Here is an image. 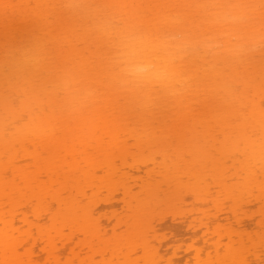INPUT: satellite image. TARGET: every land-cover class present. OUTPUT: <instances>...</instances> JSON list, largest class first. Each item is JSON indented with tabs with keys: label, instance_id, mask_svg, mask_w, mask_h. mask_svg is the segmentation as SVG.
<instances>
[{
	"label": "bare ground",
	"instance_id": "6f19581e",
	"mask_svg": "<svg viewBox=\"0 0 264 264\" xmlns=\"http://www.w3.org/2000/svg\"><path fill=\"white\" fill-rule=\"evenodd\" d=\"M175 141L185 153L162 158ZM211 148L264 194V0H0V264H173L148 216L159 226L161 203L210 171L231 188ZM213 176L190 189L203 204ZM259 203L260 249L245 248L240 208L196 264H264Z\"/></svg>",
	"mask_w": 264,
	"mask_h": 264
},
{
	"label": "rangeland",
	"instance_id": "374dc122",
	"mask_svg": "<svg viewBox=\"0 0 264 264\" xmlns=\"http://www.w3.org/2000/svg\"><path fill=\"white\" fill-rule=\"evenodd\" d=\"M57 33V32H56ZM59 33V32H58ZM57 33V34H58ZM49 40H51V37H49ZM56 60H58V58L56 59ZM56 62V61H55ZM60 62V61H59ZM58 62V63H59ZM57 64V63H56ZM57 66H58V64H57ZM59 67V66H58ZM95 89V88H94ZM96 90V89H95ZM9 93H10V91H8ZM97 92V91H96ZM95 92V93H96ZM94 93V92H93ZM95 93H94V95H95ZM98 94V93H97ZM7 95H9V94H7ZM14 95V94H13ZM93 95V96H94ZM11 96V95H10ZM15 96V95H14ZM100 96V94H98L97 95V97H99ZM95 98H96V95H95ZM53 110H56V109H53ZM15 126H16V124H15ZM17 127V126H16ZM176 142V141H175ZM175 142H174V144L172 145L171 144V147H169V149L166 151V149H165V151H164V149H163V151H162V154L164 155L162 158H164L165 157V155H166V158L165 159H167V156H169L170 157V159H172L173 158V160L175 159V160H177L178 159V156H180L181 155V152L183 153L185 150L183 149L184 147L187 149V147L186 146H183V147H180V146H178V145H180V144H178L177 142V144H175ZM181 142V141H180ZM170 146V145H169ZM182 146V145H181ZM178 147H180V148H178ZM207 149V148H206ZM111 151V150H110ZM123 151V150H122ZM161 151V150H160ZM207 151H208V149H207ZM209 151H210V148H209ZM208 151V152H209ZM115 152H117L118 153V150L117 151H115ZM114 152V153H115ZM211 152L213 153L212 155H214V158H216V161H217V163L220 165H217L216 163V167H217V169H215V170H219L218 169V166H219V168L221 169V170H223L224 172V177L227 175L228 176V178H227V176H226V178H224V179H227L228 181H229V179L231 180L229 183H228V181H226V180H223V181H225V183H228V184H232L231 185V188H227L226 186H224V185H222L221 183H217L216 181H218V176L217 175H220V173L222 172L221 170H219V171H221V172H218L217 173V175H216V171L214 172V171H210V172H208V174H207V176L205 175V176H199V179H198V181L199 180H201L202 181V184L203 185H201L202 186V188L201 189H199L198 187H193V184H191L190 186H188L189 188L188 189H186V187L187 186H185L184 188H185V192H184V190L182 191V190H180V186L179 187H177L179 190H180V192H179V195H181L182 194V196L179 198V200H178V198H175V199H177V200H172V202L170 201H168L166 204H164L163 202V204L164 205H162V203H161V205L163 206V207H161V205L159 206L160 208H161V210H162V212L160 213V218H161V215H162V221H161V219L159 220V221H161V223H162V225L163 226H161L162 227V229L161 230H158L159 228H160V225H161V223H160V225L158 226V223H155L154 221H155V219H157V217L159 216V214H158V216L156 217V218H154L155 217V215H154V217L151 219V222H152V220L154 219V221H153V223H151L150 222V217L148 216V221H149V223H150V225H156L157 227H158V229L156 230V232H157V237H156V239L154 238V236L156 235V234H151V236L155 239V240H151V242L154 244H156L157 246L161 243V241H162V243H161V248H162V250H161V253H162V255H164L163 256V259L164 260H171V262L173 263V264H196L197 263V259H195V254L197 253V251L199 250V249H201V248H203L204 247V249H208V246H207V244H206V241H205V239H206V237H205V235H207V236H212V237H214V243H219V241H218V238H219V236H218V234L219 233H221L222 231H224L226 228H228V227H231V228H233V229H237V228H239V221L240 220H238V222H237V220L235 221L234 219L233 220H231V214H232V212L234 211V210H236L237 209V211L240 209V208H242V209H244V211L246 212V215H245V212H243L244 213V217H241L240 219L242 220L241 221V223H243L242 225L244 226H246L245 228H246V230L248 231V236L250 237L249 239L247 238V240L245 241V248H249V250H254V251H256L259 247H260V244H259V246H258V243L260 242V235H259V237H258V234H259V228L257 227V220L259 219V217L258 216H260V215H258V213H256V209L259 207V205H257L259 202L261 203V201L262 200H264V199H261L260 200V197L261 196H264V191H263V195H261L260 193H261V191H262V189L263 188H259V187H256V186H259V185H256V186H254V184H258V183H252V182H250V180L252 179V180H254V178L256 177V179L254 180V181H257L258 182V180H259V178H260V181H261V176H260V174L258 173V171H257V173H256V171H255V177H254V174H253V177L251 178H248V179H250L249 180V182L250 183H252L253 185H252V189H255V188H253V187H256V188H259L260 190H256L260 195L259 196H256L257 197V201H259L258 203H257V201H253L254 199H253V197L254 198H256L254 195H253V193H252V195L253 196H251V192H253L252 190L251 191H249V189L251 188L250 187V185H247V179H244V178H246V177H244L243 178V176H245L244 174H243V172H241L240 170V168L238 169L237 167H239V162L237 163V167H236V165H235V162H233L234 160H232V155L229 157V155L227 154L228 152H226V151H223V154H221L220 152H218L217 150H215L214 148H211ZM113 153V152H112ZM112 153H110V155H115V154H112ZM161 153V152H160ZM159 153V154H160ZM185 153V152H184ZM203 153H204V151H203ZM118 154H120V153H118ZM198 154V153H197ZM202 154V153H201ZM207 154H209V156H211V154H210V152L209 153H207ZM117 155V154H116ZM161 155V154H160ZM200 155V154H199ZM228 155V156H227ZM162 156V155H161ZM201 156H204V154L203 155H201ZM201 156H199V159L201 158ZM156 157H158V158H155V159H157L158 161V163H159V158H160V156H157V154H156ZM198 157V156H197ZM196 156H195V158L196 159H198ZM206 157V156H205ZM207 157H208V155H207ZM212 157V156H211ZM118 158H120V157H118ZM213 158V157H212ZM161 159V158H160ZM202 159V158H201ZM201 159L198 161V162H200L201 161ZM204 159V158H203ZM209 159V158H208ZM215 160V159H214ZM161 161H164V159L163 160H161ZM208 161V160H207ZM209 161H210V159H209ZM179 162L180 163H182L180 160H179ZM178 162V165L180 164ZM213 162V161H212ZM175 163V162H174ZM199 165L201 164V163H198ZM234 164V165H233ZM239 164V165H238ZM197 165V164H196ZM195 165V166H196ZM213 164H211V166H212ZM181 166H184V164L182 165L181 164ZM185 166H187V165H185ZM184 166V167H185ZM190 166V165H189ZM194 166V167H195ZM198 166V165H197ZM214 166V165H213ZM183 167V168H184ZM237 168V170L239 171H236L235 169ZM182 167H181V169H183ZM186 168V167H185ZM189 168H191V170H195V169H193L192 167H188V170H187V175L189 174L188 172H189ZM199 168H200V166H199ZM199 168H196L197 170H199ZM211 168V167H210ZM215 168V167H214ZM213 168V169H214ZM185 170V169H184ZM191 170H190V173H191ZM197 170H196V172H197ZM212 170V169H211ZM123 171V170H122ZM125 171H128V170H126L125 169ZM235 171L236 172H238V175L236 176V174H235ZM143 172V171H142ZM185 172V173H184ZM181 171V173H182V175H183V177H182V175H181V177L182 178H184V176L186 175V171ZM195 172V171H194ZM193 172V173H194ZM240 172H241V174H240ZM184 173V174H183ZM193 173H191L192 175H194ZM199 173V172H198ZM197 173V174H198ZM197 174H195V175H197ZM199 174H202V173H199ZM205 174H206V171H205ZM213 174H215L214 176H213ZM222 174V173H221ZM226 174V175H225ZM242 174H243V176H242ZM259 174V175H258ZM143 175H145V174H143ZM191 175V177H190V175H188L189 176V178H188V176L187 177H185V179H186V181H187V185L190 183V181H191V183H192V181L194 182V179H196V178H194L193 176ZM222 175V176H223ZM146 176V175H145ZM197 176V177H198ZM211 176H213L214 177V179H215V187H212L213 186V183H212V186L210 187V186H208V189L210 190V193H209V196L207 197V196H205L206 198L204 199V201H207V203L206 204H203V203H205V202H201L200 200H197L195 197H193L194 195L190 192V189H193V188H198L199 190H202L203 189V186H205V185H207V183H208V185H209V182H210V185H211V180H210V178H211ZM215 176H217L216 178H215ZM259 178H258V177ZM158 177V176H157ZM181 177H180V179H181ZM192 177H193V180H192ZM196 177V176H195ZM208 177V179L207 180H205L204 178H207ZM220 177V176H219ZM239 177V179H240V181L239 180H237V178ZM203 178V179H202ZM257 178H258V180H257ZM262 178H263V176H262ZM153 180V178H150V180ZM158 180H160L159 178H157ZM184 179V180H185ZM188 179H189V181H188ZM191 179V180H190ZM242 179H244V181L246 180V182L244 183V181L242 180ZM149 180V181H150ZM221 180V181H222ZM243 182H242V181ZM262 180H264V179H262ZM154 183H156L157 182V180H156V178H154ZM172 181H173V179H172ZM182 181V180H181ZM198 181H195L194 182V184L196 185V182H198ZM201 181H200V183H201ZM206 181V182H205ZM213 181V180H212ZM220 181V182H221ZM260 181H259V183H260ZM185 182V181H184ZM219 182V181H218ZM244 183V184H246V185H244V187H246V189H247V191H249L250 193V195H248V194H246V193H248V192H246L245 193V191H246V189H244L243 190V184L242 183ZM249 182H248V184H249ZM264 182V181H263ZM178 183V182H177ZM179 183H180V181H179ZM223 183V182H222ZM241 183V184H240ZM261 184V183H260ZM178 185V184H177ZM176 185V186H177ZM185 185H186V183H185ZM197 185H199V182L197 183ZM262 185H263V183H262ZM262 185H261V187H262ZM201 186H199V187H201ZM229 186V185H228ZM249 186V189L247 188ZM191 187H193V188H191ZM206 187V186H205ZM204 187V188H205ZM264 187V186H263ZM177 188H173L172 190L173 191H175ZM177 189V190H178ZM207 189V187L205 188V190ZM188 190H189V192H188ZM197 190V189H196ZM208 190V191H209ZM232 190H234L235 192H233V197H231L230 196V193H231V191ZM181 191H182V193H181ZM193 191H194V189H193ZM192 191V192H193ZM255 191V190H254ZM255 191V193H257ZM177 192V191H176ZM207 192V191H206ZM254 193V194H255ZM176 194V193H175ZM178 194V193H177ZM207 195V194H206ZM258 195V194H257ZM120 196V195H119ZM169 196H170V194H169ZM168 196V197H169ZM103 197V196H102ZM102 197H99V198H102ZM176 197V196H175ZM177 197H179V196H177ZM215 197H216V199L218 198V199H220L219 201H222V202H220L221 204H219V205H217L218 203H215L216 202V200H215ZM228 197H231V198H229L228 199ZM105 199H106V197H104ZM103 198V199H104ZM107 198H108V196H107ZM120 198V197H119ZM212 198V199H211ZM214 198V199H213ZM227 198V199H226ZM263 198V197H262ZM104 199V200H105ZM224 199V200H223ZM101 199H99V201H100ZM168 200V199H167ZM166 200V201H167ZM169 200H171V199H169ZM103 201V200H102ZM102 201H100L99 202V205H101L102 203H103V205H104V202H102ZM95 202H96V200H95ZM97 203H98V201H97ZM97 203H96V205H97ZM259 203V204H260ZM95 205V206H96ZM99 205H97L96 206V208L97 207H99ZM103 205H101L100 207H101V210L103 211V209L105 210V208H106V205L108 206V204H105V208H104V206ZM128 205V204H127ZM126 203L124 204H121L120 206H118V207H116V210H118L119 212H123V214H126ZM150 205V204H149ZM149 205H147V207L149 208ZM154 205H152V206H150V208L152 209V207H153ZM102 207H103V209H102ZM157 207V206H156ZM155 208V207H154ZM153 208V209H154ZM159 208V209H160ZM99 210H100V208H98ZM108 209H110V207H107V209H106V211L108 210ZM98 210V211H99ZM100 210V212H102ZM149 210V209H148ZM160 210V211H161ZM124 211H125V213H124ZM152 212H151V214H153L154 213V211L153 210H151ZM157 211H158V208H157ZM100 212H98L99 214L98 215H100L101 213ZM103 212H105V211H103ZM107 212H109V211H107ZM97 215V216H98ZM104 215L106 216V215H108V214H105V213H102L100 216H98V217H96L95 216V218H100V221L101 222H105L104 220ZM124 216H126V215H124ZM153 216V215H152ZM225 216H229V221H225L224 220V218H225ZM123 216H121V218H122ZM106 219H107V217H106ZM125 219V218H124ZM124 219H122V220H124ZM164 219V220H163ZM239 219V218H238ZM103 220V221H102ZM147 220V219H146ZM190 220V221H189ZM191 221H196L197 223H202V222H208V226L207 227H205V226H203L202 227V231H200L199 229H198V234H194L195 232H194V230H193V228L191 229V227L189 228V230H188V228H187V226L185 227V225H187V223L189 224V222H191ZM157 222H158V219H157ZM181 222L182 223H184L183 225H180L181 224ZM149 223H148V226H149ZM155 223V224H154ZM192 223V222H191ZM240 223V224H241ZM106 224V223H105ZM145 224V223H144ZM147 224V223H146ZM145 224V225H146ZM107 226L109 225V224H106ZM241 226V225H240ZM122 229V228H121ZM123 229H125V227L123 228ZM130 229V228H129ZM133 229V228H132ZM132 229H130L131 231H132ZM145 229V228H144ZM201 229V228H200ZM110 230L111 229H109L108 230V233L109 234H107V236L108 237H110L111 236V239L114 237V234H115V236H116V233H114L113 231H111V235H110ZM127 230H128V228H126V235H128V236H126V238H128V237H130L131 239H132V237L130 236V235H132V233L133 232H127ZM145 230H147V229H145ZM194 232V233H192V231ZM135 231V230H134ZM191 231V232H190ZM196 231H197V229H196ZM119 232L122 234V232H125V230L123 231V230H119ZM118 232V233H119ZM135 232H139L138 231V229L135 231ZM204 232V233H203ZM117 233V234H118ZM119 233V235H121ZM128 233V234H127ZM140 234H142L141 233V231L139 232ZM139 233L137 234L138 236H139ZM146 233H147V231H146ZM136 234V233H135ZM148 234V233H147ZM110 235V236H109ZM118 235V237L120 238V236ZM134 235V234H133ZM150 235V234H149ZM113 236V237H112ZM123 236L125 237V235H124V233H123ZM136 236V235H135ZM142 236V235H141ZM151 236H149L150 238H152ZM177 237V238H179V236L181 237L180 239H183L182 241H180V243L181 244H179V251L177 252V254H174L173 253V251H172V249H171V247H169L170 245V242L171 241H173V237ZM184 236V237H183ZM107 237V238H108ZM117 237V238H118ZM124 237H123V239H124ZM134 237V236H133ZM118 238V239H119ZM129 238V239H130ZM136 238H139L140 239V237H137L136 236ZM148 238V237H147ZM114 239H116V237H114ZM120 239H122V238H120ZM134 239H135V237H134ZM138 239V240H139ZM172 239V240H171ZM128 240V239H127ZM138 240L136 239V241H137V243H138ZM142 240V239H141ZM140 240V241H141ZM259 240V241H258ZM156 241V242H155ZM142 243V242H141ZM158 243V244H157ZM261 243V242H260ZM140 244V243H139ZM162 244H164L165 246H163ZM177 244H178V241H177ZM220 246H219V249H220V252H224L225 250H226V247H227V244H229V242L227 241V239H225V240H223V241H221L220 242ZM141 245V244H140ZM160 246V245H159ZM169 247V248H166V247ZM247 246V247H246ZM173 248V247H172ZM163 249H168L167 251H163ZM260 249V248H259ZM174 250V249H173ZM165 252H167V253H165ZM207 252V251H206ZM208 253H213V254H216V253H218V248H214V249H211L210 250V252H208ZM207 253V254H208ZM206 255V254H205ZM162 262V264H164L163 262V260L161 261ZM214 264H215V262H214ZM217 264V263H216Z\"/></svg>",
	"mask_w": 264,
	"mask_h": 264
}]
</instances>
